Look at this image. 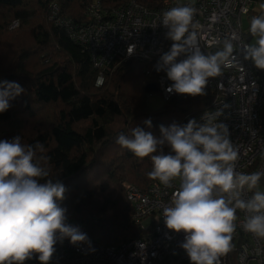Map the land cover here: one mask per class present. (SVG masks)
I'll list each match as a JSON object with an SVG mask.
<instances>
[{
    "label": "trees",
    "instance_id": "obj_1",
    "mask_svg": "<svg viewBox=\"0 0 264 264\" xmlns=\"http://www.w3.org/2000/svg\"><path fill=\"white\" fill-rule=\"evenodd\" d=\"M95 1L113 9L127 0H0V84L16 82L25 90L0 113V141L20 137L22 144L44 145L37 155L50 158L49 176L41 182L63 183L65 198L58 204L66 219L84 224L93 240L110 246L144 233L132 218L123 184L146 189L154 181L148 177L151 158H137L116 143L117 136L137 126L155 134L161 125H186L209 105L212 93L205 88L202 96L181 94L152 110L146 97L155 91L147 85L155 75L142 63L116 56L101 71L95 68L89 52L49 16L55 4L59 16L77 25L87 21L86 8ZM141 1L151 6L158 0ZM14 21L19 25L11 29ZM149 119L151 128L144 123ZM260 119L264 125V107ZM227 255V264H238L234 252Z\"/></svg>",
    "mask_w": 264,
    "mask_h": 264
},
{
    "label": "clouds",
    "instance_id": "obj_2",
    "mask_svg": "<svg viewBox=\"0 0 264 264\" xmlns=\"http://www.w3.org/2000/svg\"><path fill=\"white\" fill-rule=\"evenodd\" d=\"M264 8V5H261ZM196 9L173 7L162 13L166 38L173 43L156 65L173 83L167 89L182 95H205L209 78L222 68L235 66L234 51L242 50L245 60L264 70V14L253 16L248 33L252 42L225 40L214 53L201 50L194 29ZM19 21L14 22V27ZM135 45L128 46V55ZM185 56L178 61V57ZM25 90L16 82L0 84V113L9 101ZM222 110L205 113L198 123L160 126V135L141 127L130 135L120 133L116 143L137 158L150 157L153 168L148 173L165 188L179 180L171 202L163 208L164 223L169 230L185 234L180 245L191 264H220V257L232 251L237 228V210L245 217L241 227L257 238H264V191L258 190L264 171L242 173L236 170L238 150L230 139L229 129L217 123ZM152 127L151 120L144 122ZM170 149L164 154V148ZM44 145H25L20 137L0 141V264H24L38 254L41 264H49L56 243L68 238L76 245L86 242L87 235L66 223V209L58 201L65 198L66 188L60 181L42 179L49 176V157L37 155ZM251 196L247 197V193Z\"/></svg>",
    "mask_w": 264,
    "mask_h": 264
},
{
    "label": "built area",
    "instance_id": "obj_3",
    "mask_svg": "<svg viewBox=\"0 0 264 264\" xmlns=\"http://www.w3.org/2000/svg\"><path fill=\"white\" fill-rule=\"evenodd\" d=\"M256 0H158L147 6L141 0H127L119 7L104 8L95 1L86 8L87 21L72 25L70 20L59 16L55 4L49 16L55 24L68 29L73 42L83 46L90 54L92 64L99 71L109 65L116 56L124 60L133 59L143 64L144 70L152 72L156 92L168 100L178 97L167 89L173 83L166 72L157 71L160 57L171 48L172 41L166 38L162 13L173 7L191 6L197 11L194 29L201 50L214 53L222 48L225 40L232 39L239 45L248 42L242 32L240 18L254 9ZM16 22V21H14ZM14 22L11 27H14ZM134 44V54L128 55V46ZM235 66L222 68L221 75L209 78L206 89L212 93L207 107L193 118L198 123L208 112L222 110L217 123L227 125L230 139L238 150L236 170L242 173L264 171V125L260 112L264 107V71L255 67L251 60H245L242 50L234 51ZM185 56L178 57V61ZM102 73L95 83L100 85ZM179 180L172 187L165 188L154 180L146 189L124 183V192L133 213L132 218L143 235L130 238L117 245H102L93 240L84 224L66 219V223L76 226L87 235L86 242L73 245L68 238L57 242L49 264H191L185 250L180 246L184 241L183 232L169 230L164 223L163 208L170 204L174 191L179 188ZM258 190L264 191V177ZM247 193V197L251 196ZM237 228L232 243L238 264H264V238H257L241 227L245 213L237 210ZM228 255L220 257V264H227ZM24 264H41L38 254Z\"/></svg>",
    "mask_w": 264,
    "mask_h": 264
},
{
    "label": "rangeland",
    "instance_id": "obj_4",
    "mask_svg": "<svg viewBox=\"0 0 264 264\" xmlns=\"http://www.w3.org/2000/svg\"><path fill=\"white\" fill-rule=\"evenodd\" d=\"M261 3L257 2L256 5H254V9L255 11L257 12L260 8H261ZM257 14L254 13V16H256ZM252 17H250L249 15H242L241 18H240V21H241V27H242V32L244 34V36L246 38H248V42H252L253 38L250 36V34L248 33V28H249V25H250V20H251ZM12 25V24H11ZM10 25V28L13 29L15 27H11ZM10 35H12L13 37L15 38H23V39H26V34H17L16 32H12L10 33ZM264 71V70H263ZM151 91H155L151 94H149L147 97H146V103L148 105V107L152 110H157L159 109L162 104L164 103V100L163 98L159 95L158 92H156V89L155 90H151ZM154 135H157L159 136L160 133H155Z\"/></svg>",
    "mask_w": 264,
    "mask_h": 264
},
{
    "label": "water",
    "instance_id": "obj_5",
    "mask_svg": "<svg viewBox=\"0 0 264 264\" xmlns=\"http://www.w3.org/2000/svg\"><path fill=\"white\" fill-rule=\"evenodd\" d=\"M147 88H148L149 90H155V89H156L154 83H150V84H148V85H147Z\"/></svg>",
    "mask_w": 264,
    "mask_h": 264
}]
</instances>
